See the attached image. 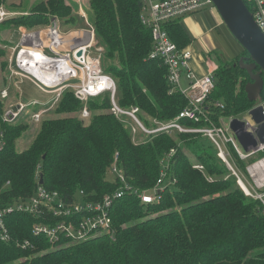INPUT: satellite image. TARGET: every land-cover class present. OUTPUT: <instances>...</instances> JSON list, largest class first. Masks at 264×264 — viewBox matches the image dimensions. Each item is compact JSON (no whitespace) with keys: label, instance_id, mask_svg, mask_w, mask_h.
<instances>
[{"label":"trees","instance_id":"obj_1","mask_svg":"<svg viewBox=\"0 0 264 264\" xmlns=\"http://www.w3.org/2000/svg\"><path fill=\"white\" fill-rule=\"evenodd\" d=\"M66 2L50 0L41 15L10 21L27 26L50 24L51 17L75 21L72 5ZM245 2L254 13L255 4ZM144 5L145 0H90L89 23L103 49L101 64L116 81L120 106H138L162 121L175 120L188 100L172 90L166 65L151 57L152 32L141 22ZM164 26L179 49L191 43L178 20ZM217 60L216 88L207 107L213 122L220 123L221 118L246 114L254 104L245 93L250 79L239 66L240 57ZM103 95L97 97L101 101L94 102L95 97L87 103L92 115L85 123L77 114L84 104L66 92L55 113L61 117L44 121L25 150L16 144L25 127L17 123L20 120L5 121L0 101V210L32 197L41 179L43 187L69 201L80 191L89 200L101 201L125 188L119 178L108 179L116 159L126 185L137 192H153L163 171L164 185L174 182L173 188L159 193L150 205L142 204L135 193L126 194L112 212L114 231L97 232L85 242L62 236L51 244L45 236L33 234L36 218L14 211L6 221L15 242L28 239L33 247L0 240V264H264V205L245 195L210 139L199 133L173 137L161 132L136 143L133 128L109 112L110 94ZM261 97L264 102V90ZM173 149L176 153L170 157ZM231 151V165L245 171L243 161L248 159Z\"/></svg>","mask_w":264,"mask_h":264},{"label":"built area","instance_id":"obj_2","mask_svg":"<svg viewBox=\"0 0 264 264\" xmlns=\"http://www.w3.org/2000/svg\"><path fill=\"white\" fill-rule=\"evenodd\" d=\"M249 1H253L255 4L254 18L264 33V0ZM209 6L214 8L212 0H145L141 22L152 32L154 48L151 57L160 59L166 65L168 69L167 79L172 90L180 92L188 100L187 107L175 120L165 121L158 126L152 125L148 128L137 115L139 112L138 108L127 111L120 107L116 97V81L112 76L103 72L100 60H92L88 57V49L92 47L96 40L95 31L89 22L91 32L88 37V45L78 43L79 45L72 47L71 53L63 55L60 59L53 60L46 57L48 63H44V65L46 68L51 69L45 75L49 77L47 79L44 77L40 78L38 73L36 75L29 74L35 80L37 86L38 83H43L47 87L56 88L65 82L76 79L80 73L82 76L81 84L72 86V88L76 90L75 94L81 102L88 103L92 98L109 93L112 101L111 113L117 117L130 116L148 135L170 131L202 134L215 145L219 158L231 169L245 195L260 200L264 205V158L261 157V159L251 164L245 171L246 175L241 170L234 168L229 160L233 159L231 147L241 160H247L252 156L264 152V145L262 144H259L256 151H245L236 134L231 129V121L236 118L245 122L246 130L249 133L255 134L257 126L249 115L251 109L244 115L221 118L220 123L213 122L207 105L209 96L216 88L214 72H210L203 78H197L190 69L192 52L187 48L179 49L177 44L171 40L164 26L166 23L177 21L185 16L202 11ZM4 17V14L0 12L1 20ZM55 33L58 34L57 31ZM51 40L50 44L57 48L62 44L55 43L52 36ZM81 41L83 40L81 39ZM80 51L83 52L81 58L78 57ZM61 60L62 63L59 62ZM55 61V66L50 64ZM18 64L22 65L23 62H18ZM25 65L24 68L22 66L25 72L28 73V68L34 71V64L25 62ZM182 73H185L186 79L190 81V90L188 92L182 89ZM50 76L56 78L59 76L60 79L66 76L67 79L60 85H51L49 84L51 82ZM262 105H264V102ZM215 106L223 108L222 103H215ZM10 114L16 115L13 111ZM37 119L39 121L40 115L37 116ZM182 121L195 123L197 126H188L187 124H183ZM203 122L205 126H199ZM175 153L176 151L173 149L169 156L171 157ZM117 160L110 168V173L119 178L125 185V188L123 186L114 194L105 195L101 201L95 202L89 200L84 191H80L69 201L59 192L50 191L43 187V185H39L32 197L16 203L12 207L0 210V240L8 244L14 240L6 221L8 215L14 211H19L36 218L37 222L33 224L32 229L33 234L45 236L53 244L59 241L62 236L75 242H85L97 232L111 233L114 231L112 212L114 211L116 201L126 194H137L144 205L156 203L159 199V193L162 192L161 189L164 185L167 172L163 171L161 173V177L153 192L143 191L139 193L126 185L124 173L116 164ZM250 179L253 180L254 184L251 183ZM14 243L16 246L24 249L33 247L31 241L28 239L17 240L16 242L14 240Z\"/></svg>","mask_w":264,"mask_h":264},{"label":"rangeland","instance_id":"obj_3","mask_svg":"<svg viewBox=\"0 0 264 264\" xmlns=\"http://www.w3.org/2000/svg\"><path fill=\"white\" fill-rule=\"evenodd\" d=\"M49 2L50 0H0V12L5 16L2 20L0 18V101L3 102L4 105L2 112L3 117L4 119L8 118V121L6 119L5 121L12 122L20 120L17 123H20V125L25 127L16 142L18 150H25L30 147L32 143H34L44 121L61 117L60 115L55 114L59 103H61L66 92L69 91L75 94L76 90H74L72 86L80 85L82 80V76L79 73L76 79L65 82L56 88L47 87L43 83H38L37 86L35 80L31 77V75L22 69V66L23 68L26 66L25 62H33L34 73H38L40 78L45 77V75H47L46 73H49V71H51V69H48V67L46 68L44 65V63H48L46 57L52 58L53 60L60 59L63 55L65 56L71 53L72 47L79 45L78 43H81V45L89 44L88 37L91 32L88 24L90 0H67L66 3L68 5H72L71 7L73 8L72 16H76V20H72L73 22L71 21V18H68L70 19L68 20L51 17L49 19L51 20L50 24L48 22L45 24H35L34 26H27L24 24L16 25L12 21H10L14 17H26L28 15H39L40 13H44L43 11H45L46 9L42 6L48 4ZM205 9H208L206 15H204L203 12L197 13L201 22H211V19L209 17V15H211L210 9H213L216 17L219 18L217 10L212 8V6L206 7ZM223 29L224 31L220 32L224 36V39H222L224 40V45L226 46V53L222 54L220 48H215L214 51L206 53V56L208 58H210V56L212 55L209 64L207 63L209 60H205L203 57L204 55L202 53L203 51L201 49V46L197 44L193 45L196 41L195 35L191 31L187 32L192 46L195 47L194 49H196L197 53L201 56L198 62L204 69H209L210 67H213L214 64L218 66V56L222 57L224 60L229 61L234 60L237 57L241 58L245 56V51L242 46L234 39V37L230 32H228L225 27H223ZM55 31L58 32V35L62 39L61 45L63 46L60 45V47L58 48L50 44V41L52 42L51 34L52 32L55 33ZM70 35L73 36L71 43L72 46L69 50H66L65 48L67 43H65L66 41L64 40ZM78 39H82L83 41L77 42ZM10 42L12 44H10ZM102 54L103 49L100 46L99 40L96 38L92 47L88 49V57H90L92 60H100V58H102ZM209 54L210 56H208ZM18 62H23V64L20 65L18 64ZM101 66L103 72L107 74L106 67L103 65ZM182 75V89L185 92H188L190 90V81L186 79L185 73H182ZM75 97L77 98L76 94ZM94 100V102L101 101V97L99 99H97L96 97V99ZM82 103L84 104V107L81 112L77 113L78 117L85 123H89L92 115L91 111H89L87 103ZM14 107H17V112L15 113L16 115H13V117L10 118L9 115L10 113H12ZM136 108H138V106H132L123 109L132 111ZM96 112L97 111H95V113ZM109 112L111 113L110 110ZM38 115H40L39 121L37 119ZM137 115L139 116L141 122L148 128L152 125L158 126L160 125V123L165 122L155 117L149 116L140 109ZM118 118H122L128 126L130 125L133 128L134 142L136 141V143H142L146 139H148V137L159 134H146L144 129L139 124H137V122L134 121L130 116H119ZM166 133L173 137H175L177 134L176 132L171 131L165 132L164 134ZM231 149L233 148L231 147ZM187 155L191 157L194 162L198 161L190 151H187ZM256 157L257 156L250 157L247 160L248 162L243 161L245 162L246 166L245 171L251 164L261 159ZM262 158H264V156H262ZM229 160L232 161L231 159ZM232 164L234 163L232 162ZM202 168L203 167L201 166H197V169L203 170ZM240 169L245 175L247 174L243 168ZM108 179L115 180V177L109 172ZM251 183L254 184L253 180H251ZM172 188V183L168 182L166 185H163L161 191H164L166 189L171 190ZM164 213H166V211L154 215V217H157Z\"/></svg>","mask_w":264,"mask_h":264},{"label":"water","instance_id":"obj_4","mask_svg":"<svg viewBox=\"0 0 264 264\" xmlns=\"http://www.w3.org/2000/svg\"><path fill=\"white\" fill-rule=\"evenodd\" d=\"M212 2L225 27L247 54L240 58L239 66L250 79L245 87V93L249 102L254 104L249 115L257 129L255 134L249 133L245 122L236 118L231 121V129L245 151H256L259 144L264 145V105L261 97L264 90V33L245 0H212ZM82 55L83 52L80 51L78 57L81 58ZM27 71L36 75L31 68ZM16 112L17 107H14L13 113ZM9 117L12 118L13 114ZM40 184L43 185V179Z\"/></svg>","mask_w":264,"mask_h":264},{"label":"crops","instance_id":"obj_5","mask_svg":"<svg viewBox=\"0 0 264 264\" xmlns=\"http://www.w3.org/2000/svg\"><path fill=\"white\" fill-rule=\"evenodd\" d=\"M208 9H204L202 11L196 12L194 14L185 16L178 21L181 23L182 26L186 29V32L191 31L195 37L196 41L193 45H200L203 53V57L205 60H209L207 63H210V58L206 56V53H210L214 51L215 48H220L221 53H226V46L224 45V36L220 31H224L223 27H225L222 19L216 17L215 13L213 12V9H210L211 15H209L211 22L205 23L201 22L199 19V16L197 13L203 12L204 15H206ZM219 15V14H218ZM221 19V20H220ZM183 22V24H182ZM224 25V26H223ZM226 28V27H225ZM227 29V28H226ZM228 30V29H227ZM229 32V31H228ZM188 34V33H187ZM223 36V37H222ZM223 38V39H222ZM81 39H78L77 42H80ZM81 44V43H80ZM191 45V46H190ZM189 46V47H188ZM186 48L189 49L192 52V60L190 62V69L193 71L195 76L197 78H203L207 76L210 72H214L218 66L213 65V67H210L209 69H204L200 66V63L198 60L201 58L200 54L197 53V50L194 49L195 47L192 46V43H190ZM193 48V50H192ZM195 52V54H194Z\"/></svg>","mask_w":264,"mask_h":264},{"label":"bare ground","instance_id":"obj_6","mask_svg":"<svg viewBox=\"0 0 264 264\" xmlns=\"http://www.w3.org/2000/svg\"><path fill=\"white\" fill-rule=\"evenodd\" d=\"M51 36H52V39L55 41V43H62V39H61V37L58 34L52 32ZM72 37L73 36L70 35V36L66 37L65 40H64V41H66L65 43H67L66 48H65L66 50H69L71 48V46H72V44H71L72 43ZM25 60H27V59H25ZM59 62L62 63V60L59 61ZM59 62H57V63H59ZM31 63L33 64V62H31ZM55 63H56V61L55 62H51L50 64L55 66ZM44 78L47 79L49 77L45 76ZM50 78H51V82L49 84H51V85L52 84H54V85H60L62 82H64L67 79L66 76L64 78H61V79H60L59 76L57 78L50 76Z\"/></svg>","mask_w":264,"mask_h":264}]
</instances>
